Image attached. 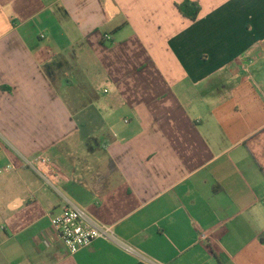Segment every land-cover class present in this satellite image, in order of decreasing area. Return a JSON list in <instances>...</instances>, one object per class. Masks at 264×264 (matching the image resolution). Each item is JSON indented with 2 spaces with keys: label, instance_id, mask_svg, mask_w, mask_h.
<instances>
[{
  "label": "crops",
  "instance_id": "crops-1",
  "mask_svg": "<svg viewBox=\"0 0 264 264\" xmlns=\"http://www.w3.org/2000/svg\"><path fill=\"white\" fill-rule=\"evenodd\" d=\"M183 1L0 0V264H264V0Z\"/></svg>",
  "mask_w": 264,
  "mask_h": 264
},
{
  "label": "built area",
  "instance_id": "built-area-1",
  "mask_svg": "<svg viewBox=\"0 0 264 264\" xmlns=\"http://www.w3.org/2000/svg\"><path fill=\"white\" fill-rule=\"evenodd\" d=\"M105 38L111 40L109 35ZM24 163L35 172L48 189L59 192L62 173L49 156L24 158ZM64 202L60 213L52 217L50 230L64 243L70 254L74 255L90 247L99 239L112 242L128 253H136L133 247L118 238L112 226L96 222L83 209L65 197Z\"/></svg>",
  "mask_w": 264,
  "mask_h": 264
},
{
  "label": "trees",
  "instance_id": "trees-1",
  "mask_svg": "<svg viewBox=\"0 0 264 264\" xmlns=\"http://www.w3.org/2000/svg\"><path fill=\"white\" fill-rule=\"evenodd\" d=\"M177 8L184 17L191 21H196L201 11L200 5L191 0H184L182 3L177 4Z\"/></svg>",
  "mask_w": 264,
  "mask_h": 264
},
{
  "label": "rangeland",
  "instance_id": "rangeland-1",
  "mask_svg": "<svg viewBox=\"0 0 264 264\" xmlns=\"http://www.w3.org/2000/svg\"><path fill=\"white\" fill-rule=\"evenodd\" d=\"M0 223H1V221H0Z\"/></svg>",
  "mask_w": 264,
  "mask_h": 264
}]
</instances>
